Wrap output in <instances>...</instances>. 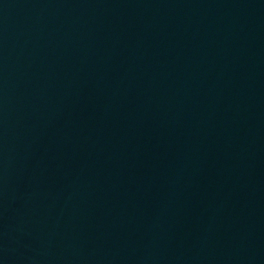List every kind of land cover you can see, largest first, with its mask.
<instances>
[{"label":"water","instance_id":"obj_1","mask_svg":"<svg viewBox=\"0 0 264 264\" xmlns=\"http://www.w3.org/2000/svg\"><path fill=\"white\" fill-rule=\"evenodd\" d=\"M0 264H264V0H0Z\"/></svg>","mask_w":264,"mask_h":264}]
</instances>
